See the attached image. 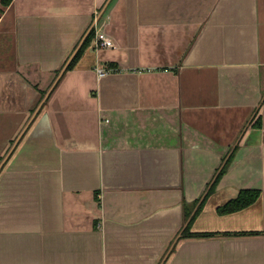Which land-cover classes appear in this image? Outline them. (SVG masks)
<instances>
[{"label": "crops", "instance_id": "0c3cea01", "mask_svg": "<svg viewBox=\"0 0 264 264\" xmlns=\"http://www.w3.org/2000/svg\"><path fill=\"white\" fill-rule=\"evenodd\" d=\"M0 264H264V0H0Z\"/></svg>", "mask_w": 264, "mask_h": 264}, {"label": "trees", "instance_id": "16d2710c", "mask_svg": "<svg viewBox=\"0 0 264 264\" xmlns=\"http://www.w3.org/2000/svg\"><path fill=\"white\" fill-rule=\"evenodd\" d=\"M84 35L82 41L79 43L77 50L73 54V56L68 60L66 66L64 67V72L72 69L75 64L77 63V60L79 57L84 53V51L89 47V45L92 43L94 37H95V29L93 27L89 28ZM258 126L260 127L261 124L259 121L257 122ZM227 168V165L225 164L220 171L218 172V176L216 180L212 183L209 192L207 195L204 197L203 202L200 205V208H202L203 203L207 200V198L212 195L214 192V187L218 183V180L220 176H222ZM260 197V192L257 190H244L239 193V195L232 201L226 203L223 207H220L219 213L220 214H231V213H236V211H240L242 209H245L249 206H252V203H254L258 198ZM190 211H188V206H187V215H189ZM185 237L189 236H201V235H194L191 234L189 231V228H187L186 232L184 233Z\"/></svg>", "mask_w": 264, "mask_h": 264}, {"label": "built area", "instance_id": "2783aa9c", "mask_svg": "<svg viewBox=\"0 0 264 264\" xmlns=\"http://www.w3.org/2000/svg\"><path fill=\"white\" fill-rule=\"evenodd\" d=\"M92 46L95 47V49L100 50V48H115L116 45H114L113 40L106 35V33L103 32V30L96 31L95 37L91 43ZM111 70L108 69H98L97 75L99 78L102 76H105L106 74H109Z\"/></svg>", "mask_w": 264, "mask_h": 264}, {"label": "water", "instance_id": "95a60500", "mask_svg": "<svg viewBox=\"0 0 264 264\" xmlns=\"http://www.w3.org/2000/svg\"><path fill=\"white\" fill-rule=\"evenodd\" d=\"M63 73H64V71L61 72L60 76H61ZM60 76H59V77H60ZM59 77H58V78H59ZM58 78H57V79H58Z\"/></svg>", "mask_w": 264, "mask_h": 264}]
</instances>
